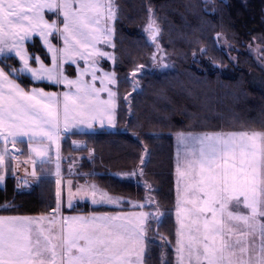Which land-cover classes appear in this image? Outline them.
<instances>
[{
    "label": "rangeland",
    "instance_id": "374dc122",
    "mask_svg": "<svg viewBox=\"0 0 264 264\" xmlns=\"http://www.w3.org/2000/svg\"><path fill=\"white\" fill-rule=\"evenodd\" d=\"M115 15L114 0H0V188L9 179L16 193L51 183L55 195L51 213L0 215V255L9 260L26 254L24 242L61 223L63 210L74 203L116 210L76 214L70 221L109 222L116 228L105 233L114 238L143 241L145 250L160 245L161 264H206L209 256L225 264L224 255L236 258L231 264H264V133L174 135L173 226H164L166 214L145 181L139 182L146 190L143 201H132L107 193L79 172L80 161H90L92 153L72 154L85 143L71 134L114 128L116 81L103 63L114 64ZM144 34L153 45L148 69L169 70L152 27ZM34 39L48 65L26 52ZM221 46L229 48L224 40ZM248 52L264 70L261 47L252 44ZM24 76L61 91H26L17 82ZM63 140L72 149L67 156L61 153Z\"/></svg>",
    "mask_w": 264,
    "mask_h": 264
},
{
    "label": "trees",
    "instance_id": "16d2710c",
    "mask_svg": "<svg viewBox=\"0 0 264 264\" xmlns=\"http://www.w3.org/2000/svg\"><path fill=\"white\" fill-rule=\"evenodd\" d=\"M114 3V64L103 63V69L112 71L116 81L114 128L73 133L71 138L82 140L85 147L74 151L69 148V140H63L61 153L67 156L71 150L72 154L91 152L90 161H80L79 172L87 173V180L111 195L143 201L146 190L139 182L145 181L154 191L156 205L166 214L168 223L164 226H173L174 135L264 133V70L248 52L249 46L255 44L261 47L264 57V0ZM153 22L159 30L152 26ZM146 27L156 30L155 37L171 65L169 70L148 69L153 45L144 34ZM221 40L228 43L227 51ZM26 52L49 64L37 39L26 45ZM13 64L18 67L17 62ZM139 70L141 73L133 80L131 74ZM17 82L26 91H61L25 76ZM6 204L10 208H1ZM54 207L51 183L16 193L9 179L0 188V215L40 216L51 213ZM114 211L75 204L64 209L63 214ZM155 248L147 247L144 264H161L160 251Z\"/></svg>",
    "mask_w": 264,
    "mask_h": 264
},
{
    "label": "crops",
    "instance_id": "0c3cea01",
    "mask_svg": "<svg viewBox=\"0 0 264 264\" xmlns=\"http://www.w3.org/2000/svg\"><path fill=\"white\" fill-rule=\"evenodd\" d=\"M73 205L75 204L70 208ZM62 214L60 216L65 219L57 226L48 228V233L24 242L21 252H24L25 248L26 254L21 257L11 256L9 260H4L1 254L0 264H144L146 250L143 241L122 240L106 234L105 232L116 228L112 223L77 224L70 221L77 217L76 214ZM103 215L105 216L97 214L101 217ZM118 227L125 229L123 225ZM13 244L10 246H15ZM220 257L224 259L225 264L236 260L225 255ZM204 263L214 264L210 256L204 259ZM251 263L250 261L249 264Z\"/></svg>",
    "mask_w": 264,
    "mask_h": 264
},
{
    "label": "water",
    "instance_id": "95a60500",
    "mask_svg": "<svg viewBox=\"0 0 264 264\" xmlns=\"http://www.w3.org/2000/svg\"><path fill=\"white\" fill-rule=\"evenodd\" d=\"M154 36H156V30H154Z\"/></svg>",
    "mask_w": 264,
    "mask_h": 264
}]
</instances>
